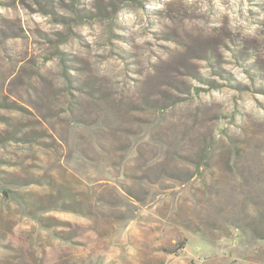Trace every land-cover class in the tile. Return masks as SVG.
Instances as JSON below:
<instances>
[{
	"label": "rangeland",
	"instance_id": "rangeland-1",
	"mask_svg": "<svg viewBox=\"0 0 264 264\" xmlns=\"http://www.w3.org/2000/svg\"><path fill=\"white\" fill-rule=\"evenodd\" d=\"M0 264H264V0H0Z\"/></svg>",
	"mask_w": 264,
	"mask_h": 264
}]
</instances>
